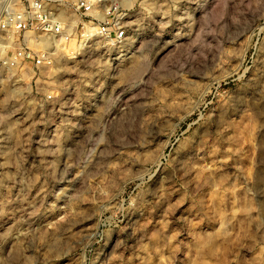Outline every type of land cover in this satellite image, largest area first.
I'll list each match as a JSON object with an SVG mask.
<instances>
[{
    "label": "rangeland",
    "instance_id": "1",
    "mask_svg": "<svg viewBox=\"0 0 264 264\" xmlns=\"http://www.w3.org/2000/svg\"><path fill=\"white\" fill-rule=\"evenodd\" d=\"M106 1L0 69V264H264V0Z\"/></svg>",
    "mask_w": 264,
    "mask_h": 264
},
{
    "label": "built area",
    "instance_id": "2",
    "mask_svg": "<svg viewBox=\"0 0 264 264\" xmlns=\"http://www.w3.org/2000/svg\"><path fill=\"white\" fill-rule=\"evenodd\" d=\"M106 0H76L67 14L80 19V42H99L106 50L121 49L127 40L126 18L117 3L95 16ZM61 0H0V69L7 72H34L51 69L53 54L42 46L46 38H60L76 26L64 23ZM70 12V13H69ZM99 12V11H98ZM4 50V51H3ZM3 51V52H1Z\"/></svg>",
    "mask_w": 264,
    "mask_h": 264
},
{
    "label": "bare ground",
    "instance_id": "3",
    "mask_svg": "<svg viewBox=\"0 0 264 264\" xmlns=\"http://www.w3.org/2000/svg\"><path fill=\"white\" fill-rule=\"evenodd\" d=\"M99 17V15H102V13L98 12L97 10H94V15ZM99 14V15H98ZM102 17V16H101ZM61 18H64V13H61ZM75 24V23H74ZM55 40V38H46L44 40V42L42 43V46L44 48L49 49L50 51H52V46H53V41ZM82 43V42H80ZM81 47L83 48V43L81 44ZM4 51V50H3ZM2 52V51H1ZM4 53V52H3ZM56 54V53H55Z\"/></svg>",
    "mask_w": 264,
    "mask_h": 264
}]
</instances>
